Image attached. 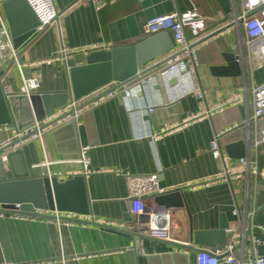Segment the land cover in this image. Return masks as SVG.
Returning <instances> with one entry per match:
<instances>
[{
    "label": "crops",
    "instance_id": "obj_1",
    "mask_svg": "<svg viewBox=\"0 0 264 264\" xmlns=\"http://www.w3.org/2000/svg\"><path fill=\"white\" fill-rule=\"evenodd\" d=\"M53 1L59 11L58 23L45 28L18 52L20 69L10 60L0 63L2 84L13 91L22 83L21 74L30 77L35 72L40 73L36 92L67 90L71 84L67 62L81 65L105 59L112 48L139 42L147 37L142 24L153 16L196 8L209 18L206 28L213 33L196 49L194 69L174 77L172 85L176 86L156 76L137 99L126 102L122 93L108 97L81 114L73 130L65 128L56 134L54 129L45 131L42 142L29 140L8 158V177L27 173L56 176L63 181L72 177L67 175L70 171L81 173V165L74 161L75 150L88 146L85 181L90 213L83 216L58 211L60 223L53 219L55 211L49 212V219L0 216V264H130L126 249L132 237L114 233L106 225L117 227L132 219L128 175L151 174H156L151 188L163 190L157 193L167 197L163 204L151 197L147 208H169L171 222L165 239L142 240L146 253L180 251L186 253L187 264H195L196 252L169 243L189 244L190 224L193 230H213L224 219L229 229L225 244L234 239L232 254L244 261L250 258L252 240L264 242V177L250 174L228 179L220 174L224 163L230 167L238 159L228 154L225 146L239 141L244 144V155L255 156L259 169L264 170V141L255 147L254 126L243 123L253 109L251 88L264 83V63L254 66L247 56L246 37L233 23V0L227 12L218 0H103L99 8L90 0ZM234 3L238 10V0ZM0 15L7 24L1 4ZM224 52L238 55L241 75L210 70L226 65ZM153 66L148 68L159 67ZM80 79L84 83L82 74ZM193 85L201 88L203 97L191 92ZM234 99L235 104L227 103ZM176 102L180 110L175 115L177 121L160 125L156 108ZM221 104L225 105L218 109ZM151 105L156 106L153 112L147 109ZM150 115L159 131L153 129ZM258 124L263 126L264 118ZM165 125H171L172 130L161 132ZM216 134L224 162L210 151ZM6 135L2 132L0 139ZM44 159L50 163L42 165ZM66 217L71 219L69 224L64 222ZM247 230L244 242L242 236ZM263 254L264 244L258 245L256 255Z\"/></svg>",
    "mask_w": 264,
    "mask_h": 264
},
{
    "label": "built area",
    "instance_id": "obj_2",
    "mask_svg": "<svg viewBox=\"0 0 264 264\" xmlns=\"http://www.w3.org/2000/svg\"><path fill=\"white\" fill-rule=\"evenodd\" d=\"M4 0H0V4ZM30 9L35 14L39 24L35 27L34 33H41L45 28L59 20V11L54 5L53 0H25ZM84 2L86 0H78ZM94 5L99 8L103 6V0H90ZM239 9L235 8L233 0L234 20L233 23L239 28L241 27L246 37L245 49L247 56L253 61V65H261L264 63V0H238ZM209 18L201 15L196 8H189L182 12L171 11L164 15H157L148 18L142 24L143 35H152L162 31L171 33L174 45L170 50L160 55L151 64H147L143 69H147L151 65H158L156 69H152L144 74L137 71V77L129 82H120L112 80L100 88L93 90L78 98L70 97L67 103L57 108L50 116H46L40 121H34L33 124L18 129L11 124L0 125V134L6 133L7 135L0 139V162L4 170L8 169V155L17 151L23 144L29 140H39L42 142L43 132L53 130L69 122L78 123V118L81 114L89 110L92 106L100 103L102 100L107 99L117 93L124 95V100L130 102L131 99H137L141 89L148 83L153 82L156 78L162 77L167 82L176 75L181 76L184 73L194 69L195 65V51L196 49L207 41L213 31L207 30L206 22ZM60 35L62 32L60 31ZM63 51V50H62ZM19 50L14 48L9 28L1 20L0 15V63L10 60L17 64L20 69L21 63L18 59ZM242 53V50H241ZM243 55V53H242ZM243 59V56H242ZM238 57V61H239ZM49 62V60L47 61ZM182 73V74H181ZM22 83L17 91H13L9 86L2 84V77L0 85L5 97L11 93L30 94L36 92L40 85V73L35 72L30 77H24L21 74ZM172 87L176 86L171 85ZM191 92L197 97H203V91L199 86L193 85ZM252 94V113L248 116L243 123L249 125L252 123L254 126L253 131V145L257 147L260 142L264 141V125L259 126V120L264 118V83L259 86L251 88ZM240 99V98H239ZM234 100H228L227 103L235 104ZM225 104L219 105L217 108L221 109ZM156 106L151 105L147 109L150 112L155 110ZM172 130L171 125H165L161 132ZM158 136L152 135L151 138ZM219 134H216L210 143V151L214 157L224 158L221 154V149L218 143ZM88 146H81L77 153V158L74 160L80 164L82 171L80 174L87 175L88 173V160L86 157V150ZM50 161L44 159L42 165H47ZM76 171H70L67 175H76ZM253 175L255 177H264V170H260L257 165L255 156L245 154L238 157L236 162L228 167L224 163V169L221 172V177L228 179H239L242 176ZM51 177L50 175H48ZM156 180V174L149 176L128 175L127 177V197L129 202V212L132 219L127 223H119L117 229L136 231L140 235L154 236L165 239L168 235V228L171 222L169 208L158 210H146L144 196L151 193L163 190L151 188V184ZM12 208H3L0 203V216H7L15 219H34V218H48L50 210L34 208L33 211L27 212L20 209V203L12 204ZM148 215L147 222H141L140 216ZM58 211H55L53 219L60 223ZM70 218H65V223L69 224ZM229 230L228 228L226 229ZM225 244V242H224ZM235 240L232 239L223 247L216 246L211 249H204L196 252L195 264H264V254L256 255V248L264 242L253 239L252 248H250L251 257L246 261L238 259L232 254V249L235 245Z\"/></svg>",
    "mask_w": 264,
    "mask_h": 264
},
{
    "label": "water",
    "instance_id": "obj_3",
    "mask_svg": "<svg viewBox=\"0 0 264 264\" xmlns=\"http://www.w3.org/2000/svg\"><path fill=\"white\" fill-rule=\"evenodd\" d=\"M218 2L224 11L230 10L231 0H218ZM1 8L7 21L13 46L20 51L40 34L34 33L35 27L39 22L25 0H4L1 3ZM173 45L171 33L162 31L149 35L134 44L114 47L110 50L108 58L105 59L93 60L81 65L67 62L70 67L69 77L71 84L67 90L63 91L34 92L29 96L11 93L8 97H5L0 85V125L11 124L18 129H23L33 124L34 121H40L46 116L52 115L57 108L64 106L70 97L78 98L112 79L122 83L132 81L137 77V71H140V74L150 71L151 68L143 69L145 64L170 50ZM222 55L226 65L212 66L210 70L215 74L241 75L242 69L238 61V55L232 52H224ZM160 64L157 63L154 66L157 67ZM81 74L85 77L84 83H81ZM175 80V78L169 80V85L175 83ZM177 106H179L178 102L166 107L156 108L158 123L162 125L176 122L175 115L180 111ZM240 110L244 116L243 107H240ZM165 112H168L169 115L165 116ZM150 118L153 129L157 131L158 127H155L152 115H150ZM65 128L73 130L75 127L73 122H69L54 129L53 134ZM78 148L80 147H76L75 151H78ZM225 150L230 155L242 157L244 155V144L241 141L229 143L225 146ZM17 152L19 151L10 153L8 155L9 160L11 155ZM0 165L2 172L0 176V203L3 208H12V204L20 203V209L27 212L38 208L72 212L83 216L90 213V202L84 175L76 174L63 181H59L56 176H28L27 173H13L11 177H8V172L3 169L1 162ZM151 197L157 198V202L162 203L161 201L166 200L167 196L166 193L163 195L157 192L144 196L146 210H148L147 201ZM73 220L87 222L82 219ZM140 221L147 222L148 215L140 216ZM189 226L190 243L170 242L169 244L172 247L184 249L187 252H199L206 249L204 247L214 248L226 241L228 223L224 219L220 222L219 227L213 230H193L191 224ZM106 227L114 233H125L124 235L132 237V244L126 249L130 264H187V255L184 252L146 253L142 240H160L158 237L140 235L136 231L124 232L125 230H121L123 231L121 232L111 225H106ZM248 234V230L243 234L244 242Z\"/></svg>",
    "mask_w": 264,
    "mask_h": 264
}]
</instances>
